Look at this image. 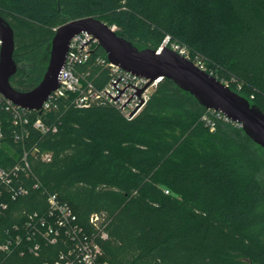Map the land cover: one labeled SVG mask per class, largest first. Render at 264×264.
Returning <instances> with one entry per match:
<instances>
[{"label": "trees", "instance_id": "1", "mask_svg": "<svg viewBox=\"0 0 264 264\" xmlns=\"http://www.w3.org/2000/svg\"><path fill=\"white\" fill-rule=\"evenodd\" d=\"M85 17L114 26L138 49L156 50L165 38L184 46L190 61L264 113V0H0L14 40L10 86L35 88L54 30ZM98 56L105 59L96 46L76 66L96 88L109 79ZM72 98L18 110V118L0 101V169L16 168L13 187L25 188L15 200L2 189L0 245L23 233L28 215L44 214L54 194L85 228L92 214L106 223L101 262L264 264V147L166 78L129 120ZM20 244L0 251V264L52 263L66 247L20 256L34 243Z\"/></svg>", "mask_w": 264, "mask_h": 264}, {"label": "water", "instance_id": "2", "mask_svg": "<svg viewBox=\"0 0 264 264\" xmlns=\"http://www.w3.org/2000/svg\"><path fill=\"white\" fill-rule=\"evenodd\" d=\"M81 32H86L97 40L98 46L105 53L109 64L149 80L141 89L127 84L122 90H119L114 86L119 77L114 83H110L119 91L115 98L104 91L114 101L127 86H131L136 90L130 98L136 94L141 100L135 107L136 109L143 102L139 93L145 86L157 78H166L193 96L204 108L218 112L230 122L238 124L255 144L264 147V113L257 106L251 105L226 84L206 73L184 56L165 47L156 50L138 49L117 36L110 26L94 17L71 20L54 30L45 73L40 83L27 92H18L10 86L9 79L16 71V65L12 58L13 33L8 24L0 18L1 97L18 109L40 110L50 93L59 87L60 74L65 64L69 42ZM92 38L81 44L80 49Z\"/></svg>", "mask_w": 264, "mask_h": 264}, {"label": "built area", "instance_id": "3", "mask_svg": "<svg viewBox=\"0 0 264 264\" xmlns=\"http://www.w3.org/2000/svg\"><path fill=\"white\" fill-rule=\"evenodd\" d=\"M92 37L93 36L86 32H81L70 40L65 64L60 74L59 87L50 93L40 111L56 108L57 102L60 99L65 98L67 95H72L73 103L79 108L88 107L92 102H96L100 105L112 106L118 110L125 119H132L145 106L150 94L161 78L149 82L139 93L143 102L136 109L135 107L141 100L136 94L130 98L136 90L131 86H127L114 101L112 98H115L119 93L117 89L122 90L127 84L141 89L149 80L111 65L107 62L106 57L104 59L98 56V62H105L108 66L109 79L100 88L94 87L91 82H84L78 75L76 66L86 62L95 47L98 46L97 40ZM90 38L92 39L80 49V45ZM167 43L168 38H165L158 49L169 47V49L187 58V50L184 46L177 43H172L167 46ZM118 78L119 80L114 84L116 89L110 83H114ZM1 100L6 101L0 95V101ZM126 101L127 103L120 109ZM6 103L14 109L15 117L18 118V110L21 109L16 108L7 101ZM21 111L24 112L26 110ZM131 112L132 114L128 117ZM212 112L218 117H222L224 120L229 121L222 114L215 111ZM207 124L211 126L208 120ZM34 127L43 132L46 130L39 120L35 122ZM42 158L48 160V155L44 154ZM16 176V168L12 170L0 169V195L2 194L3 188L8 190L12 200H15L25 193L24 186L17 185L13 187L12 182ZM6 208L7 203L0 201V213L6 210ZM105 225L106 223L99 215L92 214L88 219L89 228H85L77 222L73 210L67 204L62 203L56 195L51 194L47 197L46 212L44 214L33 213L28 215L23 226V233L17 234L12 240L9 239L2 243L0 245V251L5 254H10L13 250V243L18 246L21 245L20 243L25 239L26 242H33L34 244L25 246L19 251V255L24 256L25 254H32L36 256L41 245L54 246L60 243L66 246L65 250L60 251L52 263L47 262L44 264H108L107 262L100 261L102 249L97 241V237L102 238L106 236L104 231ZM15 230H17V228H15Z\"/></svg>", "mask_w": 264, "mask_h": 264}, {"label": "rangeland", "instance_id": "4", "mask_svg": "<svg viewBox=\"0 0 264 264\" xmlns=\"http://www.w3.org/2000/svg\"><path fill=\"white\" fill-rule=\"evenodd\" d=\"M111 28H112L113 30L115 29V27H114V26H112ZM168 43H169V42H168ZM168 43H167V46H169V45H170V43H169V44H168ZM167 48H169V47H167ZM193 63H194L196 66H198L199 68H201V67H200V64H199V61H198V60H194V62H193Z\"/></svg>", "mask_w": 264, "mask_h": 264}]
</instances>
